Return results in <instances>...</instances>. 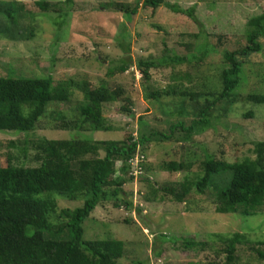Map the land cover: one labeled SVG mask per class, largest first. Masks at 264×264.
Masks as SVG:
<instances>
[{
  "label": "rangeland",
  "instance_id": "obj_1",
  "mask_svg": "<svg viewBox=\"0 0 264 264\" xmlns=\"http://www.w3.org/2000/svg\"><path fill=\"white\" fill-rule=\"evenodd\" d=\"M38 1L0 0L3 5L0 12V77L42 78L49 74L54 83L73 79L85 80L92 88L99 84L120 86L134 101L135 118L132 120L118 113L121 103H110L104 104V116L113 126L111 132L59 129L60 121L54 119L53 112L76 110L82 96L73 91L69 102H49L32 132H0V165L6 164L10 156L12 164L35 166L37 163L32 159L40 153L36 145L41 139L120 141L129 133L136 136L137 117H143L149 129L169 134V125L177 122L165 114L172 107L167 106L168 101L162 100L159 104L161 110H156L154 103L143 99L138 84L140 76L132 64L148 57L158 59L165 53L164 48L169 50V55L182 56L192 52L194 46L207 43L209 52L202 60L185 61L173 68L151 69L150 83L160 89L167 86L170 75L184 73L192 83H200L204 77L216 81L223 64L221 51L244 45L246 22L264 11V0H166L182 8L195 6L199 26L189 17L162 5L155 10L140 7L141 0H40L48 3L46 10L39 8ZM137 3L135 13H125L124 9L132 10ZM7 29L8 34L2 35ZM30 31L28 37H22L24 32ZM198 33V38L190 36ZM216 36L222 42H218ZM127 44L130 46L128 52L125 50ZM187 44L191 47L188 48ZM261 45V51L252 54L254 56L242 65V82L236 91L239 99L232 106L217 104V109L209 116L210 124L190 142L147 145L144 150L148 169L140 175L132 172V180L123 187L129 195L127 200L132 201L131 208L126 211L122 205L117 208L111 202L99 204L84 223L86 239L95 232L93 240L111 236L125 241L119 264L139 261L141 264H222L224 258L220 256L214 261L211 251L185 252L177 246L178 241L176 244L169 241L185 236L201 238L211 233L225 235L237 231L252 243L264 242V206L251 216L239 212L217 214L210 191L208 198L204 199L201 198L204 196L191 193L180 204L168 199L149 200L151 188L175 186L185 174L182 171H162L159 165L163 161L202 159L205 153L230 163L256 157L255 143L264 142V105H252L241 97L251 90L257 89L253 93L264 91V39H261ZM127 56L132 64L125 72H119V63ZM183 83L189 87L185 80ZM179 119L188 124L187 117ZM179 135L181 131L176 129L173 136ZM59 205L74 208L80 202L61 199ZM187 208L190 209L184 212ZM126 217L129 218L128 224L123 222ZM254 248L263 250L264 246ZM236 253V264H264V258L249 250V246H237Z\"/></svg>",
  "mask_w": 264,
  "mask_h": 264
},
{
  "label": "trees",
  "instance_id": "obj_2",
  "mask_svg": "<svg viewBox=\"0 0 264 264\" xmlns=\"http://www.w3.org/2000/svg\"><path fill=\"white\" fill-rule=\"evenodd\" d=\"M47 4L46 1L37 2L41 10H46ZM161 5L189 17L201 26L195 15V6L182 8L166 0L140 2V7L153 10ZM2 7L0 2V12L3 11ZM137 7L138 3L132 10L124 9L125 13H135ZM8 31L2 32V35L8 34ZM30 33L24 32L22 37L26 38ZM199 34L190 36L198 38ZM216 39L222 42L218 36ZM261 39H264V11L246 22L244 45L221 51L223 64L216 81L204 77L199 80L200 83H192L184 73L170 75L167 86L160 89L150 83L151 69L173 68L185 61L192 63L202 60L209 52L207 43L194 46L192 52L182 56L175 53L169 55V50L164 48L165 53L158 59L148 57L132 64L130 56H127L126 60L120 61L119 72H125L132 64L139 73L138 84L147 103H154L157 110L162 100L168 101L167 106L172 110H167L165 114L177 119L176 123L169 125V134L149 129L143 117H137V135L129 133L120 141L41 139L36 145L40 153L32 159L37 163L35 166L12 164L9 156L6 164L0 165V264H119L125 241L111 236L93 240L91 238H94L93 235L96 237L95 232L90 233V239H86L85 221L103 202H111L117 208L122 205L126 211L131 208L132 201L127 200L129 195L123 187L132 180V172L140 175L144 169H148L144 150L147 145L190 142L194 135L204 132L210 124L209 116L213 115L217 104L232 106L239 99L236 91L242 82V65L254 56L252 54L261 51ZM187 47L190 48L191 44H187ZM129 48V44L125 45L126 52ZM12 76L0 77V132H32L45 114L49 102H69L73 91L82 96L76 110L65 112L59 109L53 112L54 119L60 121L57 125L59 129L111 132L113 126L104 116V104L110 103H121L118 113L132 120L135 118L134 101L120 86L99 84L92 88L85 80L73 79L54 83L49 74L42 78ZM184 80L189 87L184 85ZM255 91L257 89L251 90L241 99L255 106L264 105V91L253 93ZM247 116L252 114L247 113ZM180 117H187L188 124L185 125ZM176 129L181 131L178 137L173 136ZM254 152V159L245 158L232 163L207 153L202 159L172 158L163 161L159 165L162 171H182L185 174L175 186L151 188L149 200L168 199L180 204L191 193L204 196L201 197L204 199L208 198L210 191L217 214L239 212L243 216L254 215L264 206V142L255 143ZM136 157L138 161L133 167L132 161ZM61 199L80 202V205L74 208L60 207ZM123 222L128 224L129 218L126 217ZM169 241L173 244L178 241L177 246L185 252L211 251L214 261L220 256L224 258L222 264H236L237 246L240 245L249 246V250L256 251L260 258H264V249L254 248L264 246V242L258 240L252 243L237 231H229L225 235L211 233L201 238L185 236Z\"/></svg>",
  "mask_w": 264,
  "mask_h": 264
},
{
  "label": "built area",
  "instance_id": "obj_3",
  "mask_svg": "<svg viewBox=\"0 0 264 264\" xmlns=\"http://www.w3.org/2000/svg\"><path fill=\"white\" fill-rule=\"evenodd\" d=\"M137 161H138L137 157L133 159V161H132V166H133V167L136 166Z\"/></svg>",
  "mask_w": 264,
  "mask_h": 264
}]
</instances>
